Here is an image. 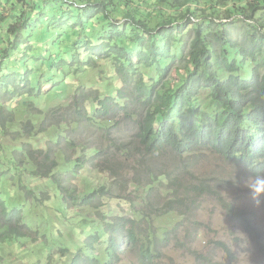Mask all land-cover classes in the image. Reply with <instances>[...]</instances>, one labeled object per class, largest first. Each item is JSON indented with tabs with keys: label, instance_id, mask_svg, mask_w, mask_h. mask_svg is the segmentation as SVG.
I'll list each match as a JSON object with an SVG mask.
<instances>
[{
	"label": "trees",
	"instance_id": "16d2710c",
	"mask_svg": "<svg viewBox=\"0 0 264 264\" xmlns=\"http://www.w3.org/2000/svg\"><path fill=\"white\" fill-rule=\"evenodd\" d=\"M22 1L25 0H16L15 5L12 4L14 8L5 12L10 13L0 15V23L13 15L15 9L19 10L18 4H23ZM41 1L42 4L31 5L26 0L29 9L22 8L21 15L17 16L22 21V27L17 23L11 25L10 35L0 48V89L6 92L2 98L8 101L25 96L33 98L62 88V82L53 77L55 71L46 72V79L54 83L48 87L41 84V80L34 82L27 58V65L21 72H15L19 67L18 61L8 60L16 56V52L25 51L27 54L32 50V45L27 46L30 41L19 37L20 30L28 31L29 26L32 28L37 23H45L51 17L40 36L43 40H50L53 33L49 28L55 23L57 28L63 27L65 22L57 16V8L60 7H57L56 1L66 4L67 9L78 8L81 12L76 18L77 30L85 29L86 24L91 23V34L98 39L94 42L88 38L83 46H78L77 42L67 46L73 58L75 55L80 63L79 66L85 68L79 76L81 81L94 70L91 63H94L97 57L94 52L97 51L104 54L100 58L105 59L108 65L111 64L110 60L114 62L110 75H116L124 85V89L114 84L105 85V98L99 91L94 96H87L89 101H93L89 106L91 109L81 104L76 92L74 106L65 108L68 114L65 117H74L78 123L103 130V141L109 143L98 154L96 164L85 157H79L74 164V171L91 164L100 172H109L113 179L108 188L95 190L84 197L82 204L95 208L101 197L111 195L117 186L125 189L128 183L145 191V195L137 194L136 199L129 197L127 203L123 200L133 209V217L116 216L110 221L105 216L102 227L97 229L89 219L83 218L81 226L87 229L83 244L60 241L64 242L61 255L68 258L74 255L69 264H119L127 250L137 249L141 264H156L167 248L189 249L201 226H204L196 220L200 207L195 195L198 198L205 195L214 197L230 221L242 228L264 255V230L254 214L245 210L241 212L222 195L225 190L223 181L217 178L211 181L205 176L190 183L188 181L192 174L188 175L185 168H178L171 162L173 156L182 162L183 156L208 150L251 175L264 172V0H151L150 3L149 0H140V5L132 0H81V3L80 0ZM9 2L5 0V4ZM44 4L53 11L51 14H46ZM203 4L207 7L201 8ZM119 7L127 11L122 20L113 17L114 12H120ZM67 9L61 8L62 12ZM142 10L146 11L148 21L140 17L143 16ZM102 16L104 23H100ZM150 16L156 20L154 28ZM33 17L37 19L36 22ZM23 20L25 24L30 22L28 28ZM101 24L108 26L109 30L97 32ZM188 25H192L194 34L189 47L184 45L183 53L178 52L181 55L174 54L178 44L185 41H181L175 31ZM159 28L164 30L157 33ZM62 54V50H57L45 60L44 65L42 62L40 71H44L45 66L49 71L56 66L61 68L66 63ZM133 57L138 58L137 64L133 63ZM248 62L254 63L249 72L242 68V63ZM10 64L14 66V71L8 72L6 69ZM138 65L142 69L148 66L149 70H136ZM178 65L182 66L180 69L183 72L178 73L179 79L174 85L169 78L173 67ZM101 79L100 83L104 84L105 80ZM81 85L82 82L79 83ZM204 92H209L210 103H206L204 108L196 107ZM28 105L31 107L30 103ZM59 108L53 109L50 116L52 113L61 116ZM4 111L1 106L0 112ZM1 122L0 126L4 127L10 121ZM95 136L94 133L92 138ZM94 142L97 143L96 140ZM192 163L195 164V160ZM131 172L135 173L133 178L129 177ZM36 174L43 179L51 178L59 185L50 169L39 170ZM23 178L19 180L20 189L24 188L21 184ZM58 190L63 199L62 207L55 205L54 209L59 213L64 212L65 202L69 204L68 199L79 204L75 191L64 187L62 182ZM18 193L10 189L11 199L15 200L12 195ZM22 197L21 201L11 204L14 209L10 212L12 216L6 212L5 202L0 197L5 218L9 221L17 217L16 228L9 226L4 229V234L0 232L1 247L6 251L10 250L6 248L9 243L25 238L19 229L23 227V217L20 215L28 209V200L24 195ZM172 213H176L180 221L160 236L154 222ZM185 226L186 241H182L179 232H183ZM74 232L81 235L83 231L76 227ZM58 234L62 235L60 229H57V238ZM229 247L223 241L215 242L211 256H201L200 259L206 264H220L214 262L215 252L222 251L233 258ZM99 249L102 252L98 254ZM49 258L51 260L52 256Z\"/></svg>",
	"mask_w": 264,
	"mask_h": 264
},
{
	"label": "rangeland",
	"instance_id": "374dc122",
	"mask_svg": "<svg viewBox=\"0 0 264 264\" xmlns=\"http://www.w3.org/2000/svg\"><path fill=\"white\" fill-rule=\"evenodd\" d=\"M52 1L55 0H51L50 2ZM132 1L137 2L138 5L141 4L140 0ZM15 2L16 0H10L8 4H5V0H0V15L3 16L8 12L10 13V11L5 12L10 8H14ZM22 2L23 4H18L19 10L15 9L13 15H10L8 19L0 23V48H3L4 41L10 35L11 25L17 23L20 28L22 27V21L17 19V16L21 15L20 10L22 8L23 10L29 9V6L26 5V0ZM29 2L31 5L42 4L41 0H29ZM150 2L151 0L148 1V3ZM56 3L57 7H60L57 8V16L61 17L62 21L64 20L65 22L63 27L57 28L55 23L54 26L49 28L51 29V33H53L52 39L48 40L47 38L43 40L40 37L41 33L48 26L47 20L50 21L52 18L48 17L45 23H37L32 28L30 26L28 28L30 22L25 24L23 20L28 31L20 30L18 35L22 40L27 39L30 41V43H27V46L32 45V50L27 51V54L25 51L16 52V56L8 61H18L19 67L15 72H21L22 68L27 65L25 60L27 58L30 64L28 67L33 72L34 82L41 80V84L48 87L54 83L46 79V72L54 73L55 71L53 77L57 81L62 82V85H60L62 88H55L49 94L42 93V95L33 98H29L28 96L23 98L18 97L10 101L2 98L5 97L6 92L3 88L0 89V107L2 106L6 110L0 112V124L4 120L10 121L9 123H5L4 127L0 126V197L5 202L6 212L11 216L13 214L10 212L14 210L11 205L12 203L21 201L22 195L28 200V209L26 211L23 210L20 215L23 217L21 224L23 227L19 229L25 238L9 244L7 242L8 246L6 248L10 249L9 251L3 250L0 242V264H69L74 255H71V258L64 257L61 255L60 250L64 247L65 241H71L74 245L83 244L82 242L85 240L84 236L87 232V229L81 226L83 218L89 219L93 227L97 229L102 227L105 216L110 221L116 216L133 217V209L130 205L126 204L127 200L129 197L136 199L137 194L145 193L142 187L128 183L125 189L117 186V189L111 195L101 197L102 200L95 204L97 206L95 208H93L94 206L87 208L82 204L84 197L95 190L108 188L112 184L113 179L109 172H100L99 169H96L91 164H85L74 171V164H76L79 157H85L92 164H96L99 161L98 154L104 151L109 143L103 141V130H99L95 126L88 127L86 124L78 123L74 117H65L68 115L65 108H68V105L70 107L74 106L73 97L76 92L81 104L91 109L89 106L93 101H89L87 96H94L99 91L101 96L103 95L102 98H105L107 96L105 85H118L119 89H124V85L120 83L116 75H110L114 70L112 64L114 62L110 60L111 64L108 65L104 61L105 59L100 58L104 54H100L97 51L94 52L97 54V57L94 63H91L93 66L91 68L94 70L87 77L82 78L81 81L79 76L85 71V68L82 69L79 66L80 63L75 58V55L73 58V53L72 51L70 53L67 46H71L74 42H77L78 46H83L84 42L89 40L88 38H91L94 42H97L98 39L91 34V23H87L85 29L80 28V31L77 30L78 27L75 23L81 10L75 7L67 9V5L60 1H56ZM4 5H7V7ZM80 6L86 7L87 5ZM200 7L206 8L207 6L203 4ZM61 8L67 9L66 12H62ZM50 10L49 6L45 5L46 14L53 12ZM119 11L114 12L113 17L122 20L127 11L122 7H119ZM141 13L143 16L140 15V17L144 18L142 20L148 21L146 11L142 10ZM35 19L33 17V20ZM150 21L152 28H154L156 20L151 19L150 16ZM100 23H104L103 16L100 17ZM101 29L109 30L108 26L104 24H101L97 32L100 33ZM163 30V28L157 29V33ZM180 30L183 31L180 32ZM127 33L128 35L131 34L129 30ZM175 33L181 41L185 40L178 44L174 52V54L181 55L178 52L181 51L183 53V46L185 45L188 48L190 39L194 36L192 25L183 27L175 31ZM153 34L156 33L153 32ZM59 49L62 50L66 63L61 68L56 66L53 71L47 70L46 66L43 68L44 71H40L42 68L39 66L42 62L44 65L45 60ZM43 52L47 54H43ZM34 57L38 59H34ZM133 63H138L137 57H133ZM242 64V68L247 72L251 71L254 66L253 62ZM180 68L182 66L178 65L173 67V71H171L169 80L174 85L177 79H179L178 73L183 72ZM8 69L6 71L9 72L14 69V66L10 64ZM137 69L139 71H147L149 67L144 66L142 69L138 65ZM25 71L26 68L22 72L23 75ZM44 72L45 75H43ZM100 78H102L101 81L105 80L104 84L100 83ZM81 82L82 85L79 86ZM64 84L68 86L65 87ZM91 90H95V92H91ZM81 94L85 95L82 97L80 96ZM210 101L209 92H204L196 103V107L204 108ZM29 103L31 107L28 105ZM206 103L207 105H205ZM57 107H60L59 113L62 117L56 116L53 113L50 116L51 111ZM94 133L96 138H92ZM182 159L183 161L179 162L176 160V156H173L171 162L172 165L178 168H185L188 175L192 174L188 182H195L199 177L205 176L211 181H215L216 178L222 180L223 188H225L222 195L237 206L241 212L245 210L254 214L256 221L260 224V228L264 230V203L259 207L255 206L248 190L244 187V181L251 176L247 170L242 168L241 171L240 167L226 162L221 156L208 150H201L194 154L183 156ZM192 160H195V164L192 163ZM45 169L51 170V174L56 176V182L59 185L51 178L43 179L36 174L39 170ZM213 171H215V175ZM134 175L135 173L131 172L129 177L133 178ZM23 176L24 183L22 182L21 184L24 185V188L20 189L19 180ZM4 180L7 183H3ZM60 182L63 183L64 187L75 191L79 203L74 204L68 199L69 204L65 202L63 213H59L57 209H54L55 205L62 207L63 199L58 190ZM10 189L17 193L20 191L18 195H12L13 199L16 198L15 200L11 199ZM28 192H30V195ZM195 199H198L200 207L196 220L202 222L204 226H201L200 232L194 237V243L189 245V249L184 250L175 249L173 246L167 248L164 250V256L157 260L156 264H206L200 257H210L211 253L215 250V242L218 241H223L230 246L233 258L225 255L222 251H216L214 262L220 264H264V255L260 252L259 248L251 241L242 228L237 227L230 221L225 210L214 197L205 195L198 198L195 195ZM179 221V216L176 213H172L164 215L155 221L154 227L156 230H159V235L163 236L165 230L171 229ZM9 226L16 228L17 217L8 221L5 218V210L1 206L0 232L4 234L6 232L4 229ZM76 227L80 231H83L81 235L74 232ZM57 229H60L62 232V238H59L61 237L59 234L58 238L55 236L57 235ZM44 230L46 231L44 232ZM186 233L185 226L184 231L179 232L182 241H186ZM188 242L190 241L188 240ZM100 252H102L101 249L98 250V254ZM138 255L137 249L127 250L126 254L121 257L119 264H141ZM49 256H52L51 260H49Z\"/></svg>",
	"mask_w": 264,
	"mask_h": 264
},
{
	"label": "clouds",
	"instance_id": "9594fccd",
	"mask_svg": "<svg viewBox=\"0 0 264 264\" xmlns=\"http://www.w3.org/2000/svg\"><path fill=\"white\" fill-rule=\"evenodd\" d=\"M254 205L259 207L264 203V172H255L244 181Z\"/></svg>",
	"mask_w": 264,
	"mask_h": 264
}]
</instances>
